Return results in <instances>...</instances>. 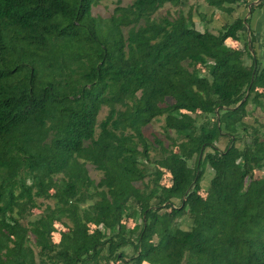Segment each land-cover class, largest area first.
<instances>
[{"label":"trees","instance_id":"trees-1","mask_svg":"<svg viewBox=\"0 0 264 264\" xmlns=\"http://www.w3.org/2000/svg\"><path fill=\"white\" fill-rule=\"evenodd\" d=\"M119 1L0 0V264H264V137L243 122L264 60L242 40L264 0H203L247 8L216 32L195 4Z\"/></svg>","mask_w":264,"mask_h":264},{"label":"rangeland","instance_id":"rangeland-1","mask_svg":"<svg viewBox=\"0 0 264 264\" xmlns=\"http://www.w3.org/2000/svg\"><path fill=\"white\" fill-rule=\"evenodd\" d=\"M131 0H120V4H126L130 2ZM116 3V0H98V2L94 5H92L91 8V13L92 14H100L102 16H107L112 8L114 7ZM190 4H195L196 10L202 11L205 13V18L208 17V20H205V18H199L195 14L194 15V26L195 28L202 30L204 27H208L211 31L216 32L218 27L224 22V21H229L235 14H240L243 15L246 12L247 8L244 6L243 3H240L236 6H234V10L232 12H225L213 7H208L203 0H181L180 1V7L182 11H186L188 6ZM224 6L227 4H223ZM171 8V7H169ZM251 14V19H250V24H249V29L246 30V33L242 34V40L245 38V36L251 41L255 55L257 58L260 60V62H263L264 60V24L262 23V19L264 18V13L260 14L259 10L255 9ZM164 8L160 7L159 10L156 12L159 14L160 12L163 13ZM261 11V9H260ZM233 46L236 45V43H241L239 42H230ZM243 60L245 63H249L250 59L248 56L243 55ZM247 108L249 110V114L243 117V122H253L256 124V132L264 137V127L262 124H264V110L259 108V107H252L251 104L247 105ZM105 112V108L103 107L100 111L99 114H103ZM255 118V119H253ZM160 120H152L151 123L147 124L144 128L145 134L151 138L152 134L160 135ZM261 124V125H259ZM227 138L226 136H220L218 137L216 141V145L219 148H222L224 144L226 143ZM165 142V141H164ZM236 145H240L239 141L235 142ZM188 164H190V160L187 161ZM87 171L88 174L91 178H93L95 181L100 177L101 172L97 169H95L90 163H87ZM215 172L213 168H211L209 165L205 166V170L203 171V174L200 179V193H202V190H204L207 186L208 180L210 176ZM262 171L260 170H255L254 171V176L258 177L261 174ZM159 182L168 184L169 183V175L168 172L163 170L162 168L159 169ZM140 181H136L135 184H139ZM49 192L52 191L50 188L48 190ZM40 200V199H36ZM44 202H48L51 204L52 198H45L43 199ZM41 206H35L31 209L32 213L29 214L28 216L20 217L19 221L20 223L26 225L27 224V219L32 218L35 215L41 214ZM122 222L125 223L126 226H131L132 221L130 218H123ZM182 227H186V225L181 223ZM65 229L64 226L61 225L58 221L54 222V230L50 232V237L53 241H58L60 233ZM92 229V225L88 227V230ZM126 251H130V249L127 247ZM140 264H147L146 262H141Z\"/></svg>","mask_w":264,"mask_h":264}]
</instances>
